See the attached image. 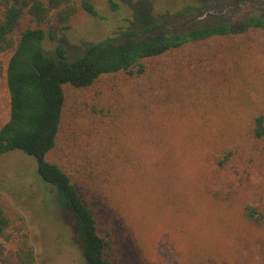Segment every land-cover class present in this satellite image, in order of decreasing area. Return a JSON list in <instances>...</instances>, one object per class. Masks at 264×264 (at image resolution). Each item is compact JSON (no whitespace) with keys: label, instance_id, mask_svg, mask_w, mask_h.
Listing matches in <instances>:
<instances>
[{"label":"trees","instance_id":"1","mask_svg":"<svg viewBox=\"0 0 264 264\" xmlns=\"http://www.w3.org/2000/svg\"><path fill=\"white\" fill-rule=\"evenodd\" d=\"M202 10L189 0L179 14L200 17ZM81 13L97 18L94 1L0 0V83L9 99L0 158L11 152L32 158L39 186L73 221L84 264H112L111 234L101 230L93 206L96 199L112 203V194L121 198V176L133 168L132 148L117 151L123 140L112 133L124 118L161 153L160 170L183 152H202L217 172L236 160L264 159V10L241 22L182 31L160 22L91 44L75 58L59 41L47 53L46 30H67ZM70 93L77 97L74 125L83 129L74 141L85 153L72 154L62 144ZM160 182L163 203H183L166 176ZM239 215L250 232L264 231V198L244 205ZM28 229L0 190V256L14 244L13 264H37Z\"/></svg>","mask_w":264,"mask_h":264},{"label":"rangeland","instance_id":"2","mask_svg":"<svg viewBox=\"0 0 264 264\" xmlns=\"http://www.w3.org/2000/svg\"><path fill=\"white\" fill-rule=\"evenodd\" d=\"M93 1L97 18L81 13L67 30H46L43 47L47 53L53 54L59 41L75 58L91 44L160 22L182 31L225 20L241 22L247 14L264 10V0H194L203 7L196 17L179 14L189 0H111L115 9L110 0ZM7 58L3 57L4 62ZM69 96L62 144L72 154L85 153L74 141L83 131L74 125L77 97L75 93ZM8 117V93L0 83V123ZM124 119L114 125L112 133L123 140L117 151L124 145L132 148L127 154L133 158V168L121 176V188L116 189L121 198L112 194V203L96 199L93 206L99 209L101 230L111 234L108 257L112 264H198L200 259H207L205 264H264V231L250 232L239 215L244 205L264 198V159L236 160L227 171L217 172L202 152H183L171 168L160 170L161 153L145 143L144 131L132 125V119ZM35 169V161L19 152L0 158V190L24 216L37 264H84L70 215L59 211L52 193L39 186ZM164 176L185 197L175 208L162 201ZM13 251L14 244H6L0 264H13Z\"/></svg>","mask_w":264,"mask_h":264}]
</instances>
